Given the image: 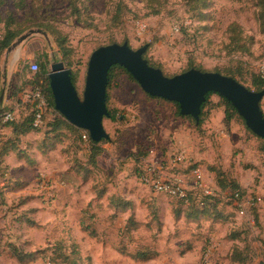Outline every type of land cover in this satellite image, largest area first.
I'll return each mask as SVG.
<instances>
[{"label":"rangeland","instance_id":"obj_1","mask_svg":"<svg viewBox=\"0 0 264 264\" xmlns=\"http://www.w3.org/2000/svg\"><path fill=\"white\" fill-rule=\"evenodd\" d=\"M1 12L4 17L13 14L19 36L30 30L42 32L2 55L0 114L14 109L32 62L44 61L49 71L52 63L62 62L74 74L82 97L91 53L114 43H127L133 50L148 45L144 58L166 77L183 73L190 61L205 72H239L241 77L236 78L251 90L252 76L264 78V29L256 19V0L196 4L191 0H5ZM233 39L246 42L244 52L235 53ZM58 40L64 41L66 56ZM106 94L107 110L114 111L115 120L103 119L109 140L100 144L95 165L89 163V144L76 142L68 132L61 144L47 149L54 141L53 134L47 137V128L21 139L19 146L33 165L14 153L5 156L7 176L0 178V264H19L13 248L20 255H31L23 264H62L60 253L52 247H69L73 242L85 264H177V249L193 243H199L200 249L196 264H225L221 261L225 248L223 255L215 251L208 262L201 260L202 249L210 246L208 233L223 237L243 221L237 219L235 209L223 200L218 204L223 216L234 217L226 224L176 219V204L153 195L140 180L138 165L149 160L159 166L183 147L191 163L204 169L208 185L239 181L248 197L257 199L253 211H263L264 156L258 150L259 139L237 117L225 124L224 106L214 94L203 109L199 127L177 118L172 103L151 98L118 68ZM260 106L264 115V97ZM8 131L1 123L0 139ZM102 191L103 197L98 198ZM133 217L138 228L126 232ZM83 218L96 229L95 238L80 227ZM118 246L153 247L161 256L157 262H135L117 254Z\"/></svg>","mask_w":264,"mask_h":264},{"label":"trees","instance_id":"obj_2","mask_svg":"<svg viewBox=\"0 0 264 264\" xmlns=\"http://www.w3.org/2000/svg\"><path fill=\"white\" fill-rule=\"evenodd\" d=\"M204 0H191V3L196 4L197 2L202 3ZM233 1H239V0H233ZM5 0H0V60L4 52L7 51V49L15 42L17 38H19L21 29L18 27L17 22L15 21V18L13 14H7L5 17L3 16L1 12V8L4 5ZM256 7H257V22L261 28L264 29V0H256ZM234 32V30H233ZM58 46L61 49V53H63V56L67 55V51L64 49V41L58 40ZM237 46L233 47V49L238 52H244L242 50L244 47V44L246 42L243 39H233L232 45ZM98 49V48H97ZM242 50V51H241ZM234 52V51H233ZM145 56H143L144 58ZM145 59V58H144ZM146 60V59H145ZM148 65L154 68H158L152 64L149 63L148 60H146ZM38 71L36 73H32L29 69L30 76L28 77V81H26L25 89L22 91L21 95L19 96V99L15 101L14 109H11L7 111L8 113H11L12 119L10 121H4V114H0V126L1 123L7 126L10 131L9 135H2L3 137L0 139V178L3 176H7L6 173V167L4 165V158L9 153H14L17 155L19 160L25 161L28 165H33L34 161L32 159L28 158V154L22 149L19 145L21 143V139L23 137H26L32 133H35L38 130L47 128V131L45 133L53 134L52 138L53 143L49 145V148L47 149H53L55 145L61 144L63 138L66 137V133L68 132L71 135L74 136V140L76 142H87L89 144V163L95 165L97 157L101 154V147L100 144L103 142H108L103 140L100 143H93L88 134L70 123H68L58 112L54 109L53 99L49 88V81H48V73L49 70L47 69L46 63L44 61H38ZM67 67L68 65L65 64ZM120 69L124 73H126L128 76L129 74L126 72L125 69L119 66H113L110 68L108 72V85L107 88L110 85L112 73L115 69ZM190 69H196L201 72H205L200 70L198 67L194 66L192 62L189 61V67L184 72L190 70ZM213 73H219L223 76L230 77L240 84L242 82L236 78L237 76L241 77V74L239 72H233L231 70H226L224 72L220 71H214ZM71 80L73 85L75 86V77L74 74L71 72ZM243 85V84H242ZM251 86L253 90L246 87L250 91L254 92H260L264 91V78L260 77L259 75H254L251 77ZM35 89H39L42 94L44 95L47 107H43L40 109H37V106L35 103H27L22 100V95L26 91H33ZM14 95V94H13ZM210 97V94L206 96V101L201 107V114L199 116L198 122H196L192 117L190 116H182L180 115L179 106L177 103L170 102L175 106V116L177 118H183L188 119L192 122H194L196 127H199L202 124V113L203 109L208 104V99ZM152 98V97H151ZM220 98V97H219ZM158 99V98H156ZM163 100V99H162ZM220 101L222 102L224 106V123L228 124L231 122L232 119L235 117L243 119L237 114L236 110L228 103L226 100L220 98ZM168 102V101H167ZM17 105V106H16ZM261 105V103H260ZM16 107V108H15ZM261 109V106H260ZM262 111V110H261ZM114 112V111H113ZM112 111H108L109 117H107L109 120L114 121L115 115ZM40 114L41 116V124L38 127H34V120L36 117V114ZM264 116V115H263ZM244 122V121H243ZM245 125V123H244ZM246 127V126H245ZM249 131V130H248ZM64 132V133H63ZM252 134V133H251ZM86 135V140L83 138V136ZM254 135V134H253ZM255 136V135H254ZM257 139H259V152L264 156V139L259 138L255 136ZM67 139V138H66ZM47 140V139H46ZM109 140V139H108ZM47 149H38L41 151V153H45ZM145 156V154H144ZM137 161V159L135 158ZM149 163L148 161L140 162L138 165L137 173L140 177V180H142V176L144 174L143 168L146 166V164ZM200 166L197 163H191L190 166L185 170L186 173H189L191 169ZM214 194L213 195H205L202 192H189L186 194V198L184 199H178V198H168L171 201H173L176 204V208L174 209V216L176 219L183 218L186 222H192V223H199L200 221H206L210 222L211 226L216 224H221L227 222L229 219H233L232 216H223L222 211H217V206L219 203H221L223 200L227 205L231 206V208L235 209L236 213L238 214L237 208L234 205V197L235 195H238L239 199L244 198L246 196H249L248 193H246V189H244L239 181H223L218 183V185L214 186ZM103 197V191L99 192L98 198ZM167 198V197H165ZM255 199V197L253 196ZM120 201V202H119ZM118 204H121V200H119ZM127 204H123V206L126 207ZM116 206V205H113ZM255 207H252L248 209L247 214L244 216H239L240 218L244 219L247 216H252L256 219V211L253 210ZM86 213V212H85ZM129 226H127L126 232H135L138 228V223L136 220L131 218L128 219ZM80 227L86 233L89 237L95 238L97 236L96 229L92 227V225H87L84 222V218L80 221ZM231 232L230 235L227 237L231 240L236 239V233ZM210 243V242H209ZM62 245V244H61ZM57 245V249H55V245L52 247L54 248V251L59 252V259H61L62 264H85V260L80 255L79 247L76 245V243H71L69 247L66 245ZM191 245V244H189ZM65 250V253L61 254L60 249ZM209 248V245L204 247L202 249V255L201 258H203L204 254L206 253L207 249ZM66 249L69 250V252H66ZM115 251L121 255L128 257L129 259L135 261V262H141L146 263L152 260H155L158 258L159 253L158 251L153 247H136L133 250L127 249L126 247H116ZM235 253L233 254L234 257ZM13 256L15 257L16 261L19 264H23L22 262L25 261V259L30 260L29 257L30 254H27L25 256L20 255L19 251H16L15 248H13Z\"/></svg>","mask_w":264,"mask_h":264},{"label":"water","instance_id":"obj_3","mask_svg":"<svg viewBox=\"0 0 264 264\" xmlns=\"http://www.w3.org/2000/svg\"><path fill=\"white\" fill-rule=\"evenodd\" d=\"M41 32L30 30L21 35L6 53ZM147 48L148 45H144L133 50L127 43H114L94 50L87 63L82 97L78 96L72 83L71 71L62 62L52 63L47 77L55 111L71 125L85 131L93 143L108 140L103 127V119L109 117L106 107L108 72L111 67L119 66L126 70L145 94L177 103L180 115L190 116L196 122L206 96H219L230 103L252 134L264 139V116L260 109L264 91H250L230 77L196 69L166 77L143 58Z\"/></svg>","mask_w":264,"mask_h":264},{"label":"built area","instance_id":"obj_4","mask_svg":"<svg viewBox=\"0 0 264 264\" xmlns=\"http://www.w3.org/2000/svg\"><path fill=\"white\" fill-rule=\"evenodd\" d=\"M29 69L32 73H36L38 66L32 62ZM22 100L27 103H35L37 109L47 107L46 99L39 89L26 91L22 95ZM11 119V113L4 114V121ZM40 124L41 116L38 113L34 120V127H38ZM83 138L86 140V135ZM159 164V166L150 165L149 161L143 168L142 181L151 189L154 196L184 199L186 194L192 191L202 192L205 195L214 194V188L206 183V173L201 166L191 169L189 173L185 172L191 164V158L185 148L174 150L166 160ZM234 199L239 216L246 215L248 209L256 207L257 204V199L248 196L239 199L238 195H235ZM212 250V246L207 249L202 258L203 262L209 261Z\"/></svg>","mask_w":264,"mask_h":264},{"label":"crops","instance_id":"obj_5","mask_svg":"<svg viewBox=\"0 0 264 264\" xmlns=\"http://www.w3.org/2000/svg\"><path fill=\"white\" fill-rule=\"evenodd\" d=\"M23 44H21L20 47ZM11 100L12 99H9V101ZM256 215H257L256 219L252 216H247L244 219L237 217V219H242L243 221L241 223H236V226L237 225L238 226L232 229V232L236 233L235 240H231L227 237L231 233H229L228 235H226L225 233L223 237L220 236L216 237V232L208 233L209 237L211 238L209 239L210 246L213 247L210 258L214 255L215 251H219L218 254L225 255L223 257L224 260H221L224 261L225 264H264V209L263 211L262 209L256 211ZM227 222L229 223L233 222V219L232 220L229 219ZM215 241L218 242L216 243ZM198 244L199 243H193L191 245H185L182 246L181 248H178L177 258L179 259V262H177V264L185 263L186 260L189 262L190 259H193L194 260L192 261L193 264H196L195 258L197 257V255L199 256V252H200ZM222 248L226 249V251L223 254H221ZM158 253L159 256L157 259H155L156 261L152 260L149 262L159 261L161 254L160 251H158ZM234 253L235 255L233 257ZM168 262L171 264V262L173 261H168ZM209 264H215V263H213V261H210Z\"/></svg>","mask_w":264,"mask_h":264}]
</instances>
